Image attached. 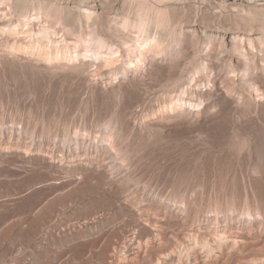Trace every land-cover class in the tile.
<instances>
[{
	"label": "rangeland",
	"instance_id": "1",
	"mask_svg": "<svg viewBox=\"0 0 264 264\" xmlns=\"http://www.w3.org/2000/svg\"><path fill=\"white\" fill-rule=\"evenodd\" d=\"M11 1L0 24L28 25L0 32V264H264V0H84L114 6L74 24L83 2ZM34 34L73 58L16 52ZM173 105L187 118L160 125Z\"/></svg>",
	"mask_w": 264,
	"mask_h": 264
},
{
	"label": "bare ground",
	"instance_id": "2",
	"mask_svg": "<svg viewBox=\"0 0 264 264\" xmlns=\"http://www.w3.org/2000/svg\"><path fill=\"white\" fill-rule=\"evenodd\" d=\"M14 1V5H13V9L15 10V12L16 13H18V14H20V15H23L24 16V13L26 12V10H28L29 9V11H30V8L32 9L33 8V5L35 4V3H37V5H38V3H40L41 2V5H42V3H43V6L45 7V5L47 4V3H49V2H47L46 4H44V2H46L47 0H13ZM37 1V2H36ZM71 1V0H70ZM73 1V0H72ZM80 3H82L83 2V4H84V6H83V4H78V2ZM93 1V0H92ZM102 1V0H101ZM97 2L96 4H94V3H92V5L90 4V2L87 4L86 3V5H85V3H84V0L82 1V0H75L74 2H77V4H78V6H77V4L75 5L74 4V2H73V5H75V6H77L78 7V10H77V7H76V10H75V8L74 9H71V10H75V12L74 11H69V8H67L66 6L64 7V11H65V8H67L66 9V11L68 10V12H65L66 13V15H67V13H68V15H67V17H64V18H66V20H68V22L66 21V23H69L70 22V24L71 23H73L74 24V22L77 20L76 18H77V16H79L80 17V19H81V17H83V19H85V21L86 20H90L91 18H92V16L94 15L95 16V14H96V7H97V9H104V8H106L107 6L106 5H104V3H102V2ZM104 1V0H103ZM114 2V4H115V0H109V1H107L106 0V2L105 3H107V2ZM152 1V0H151ZM172 1V0H171ZM35 2V3H34ZM85 2H86V0H85ZM88 2V1H87ZM121 2V1H120ZM132 2V1H131ZM164 3V2H163ZM251 3V2H250ZM156 4V3H155ZM36 5V4H35ZM40 5V4H39ZM39 5L37 6V8H39ZM91 5V6H90ZM152 5V4H151ZM43 6H40L41 8L43 7ZM54 6V5H53ZM114 5H110V7H113ZM116 6V5H115ZM36 7V6H35ZM33 8V10L34 9H36V8ZM43 7V8H44ZM110 7H107V8H110ZM237 7V6H236ZM46 8V7H45ZM53 8V7H52ZM144 8V7H143ZM40 9V8H39ZM83 9V11H79V10H82ZM54 10V9H53ZM52 10V11H53ZM139 10V9H138ZM159 10V9H158ZM25 11V12H24ZM28 11V12H29ZM76 11H79L77 14H76ZM163 11V10H162ZM156 12H157V10H156ZM95 13V14H94ZM164 13H166V11L164 12ZM45 14V13H44ZM64 14V13H63ZM143 14V13H142ZM149 14V13H148ZM147 14V15H148ZM27 15V14H26ZM64 16V15H63ZM93 16V17H94ZM28 17V16H27ZM79 17H78V19H79ZM157 17V16H156ZM165 17V16H164ZM164 17H161V16H159L158 17V19H157V23H159V25H164V22H166L167 20H166V18H164ZM167 17V16H166ZM70 18V19H69ZM146 18V17H145ZM155 18V17H154ZM24 19H25V22H26V17L24 16ZM79 19V20H80ZM93 19H95V18H92V20ZM264 19V18H263ZM23 20V19H22ZM65 20V19H64ZM91 20V21H92ZM140 20V19H139ZM148 20V19H147ZM151 20H153L152 18H151ZM155 20V19H154ZM166 20V21H165ZM145 21H146V19H145ZM156 21V20H155ZM205 21H206V19H205ZM25 22H19V23H17V25H11V26H13V27H11L10 25L9 26H6L5 28H4V26H2L1 24H0V32L2 33H4V32H7V33H9V34H13V35H15V33H17L18 31H17V29H19V27L21 28H23V27H25V26H27L28 24V20H27V22L25 23ZM80 22V21H79ZM76 23H77V21H76ZM75 23V24H76ZM149 23V22H148ZM155 23V22H154ZM172 23V22H171ZM79 24V23H78ZM139 24V23H138ZM142 24H143V21H142ZM65 25V24H64ZM68 24H66V26H67ZM158 24H156V26H157ZM158 25V26H159ZM70 26V25H69ZM142 26H144V24L142 25ZM164 26H166V24L164 25ZM164 26H161V27H164ZM147 27V26H146ZM143 29H146V28H143ZM148 29V28H147ZM168 29V28H167ZM155 30V29H154ZM143 31V30H142ZM160 31V30H159ZM164 31V30H163ZM28 32V31H27ZM144 33V32H143ZM231 34V33H230ZM234 35V34H233ZM35 36V37H34ZM147 36V35H146ZM31 37V36H27V37H25V38H27V39H20V41H19V43H16L15 44V49H16V52L17 51H19V52H31L33 55L35 54L36 56H37V58L38 59H35L37 62V64L38 63H40V62H45L46 63V61L48 62L49 60L51 61V60H56V58H58V57H60V56H63L64 58L66 57V56H68V54L70 53V51L68 50L69 48L68 47H70V46H66V45H63V46H61V47H58V46H52V43H51V41L48 39V40H42L41 41V39H44V38H41V39H39L40 38V36L38 37V36H36V34H34L33 35V37L36 39V41H35V39L34 38H32L33 39V41H31L29 38ZM42 37H46V36H42ZM235 37V36H234ZM167 38V37H166ZM160 39V38H159ZM163 39H165V38H163ZM222 39L226 42V43H228V45H229V43H231V41H233V37L232 36H230V35H227V34H223V37H222ZM157 40H158V37H157ZM234 40H236V37H235V39ZM47 42V43H46ZM92 44H93V42H95V44H98V46L99 47H101V45L102 44H100L101 43V40H99V39H97V38H93V39H91V41H90ZM89 42V43H90ZM14 43V42H13ZM50 43H51V45H50ZM233 43V42H232ZM91 44V45H92ZM94 44V45H95ZM159 44H160V42H159ZM159 44H157V41H156V39H155V34H154V37L152 38V39H150V37H146V38H144V41L142 42V43H139V48H140V50L139 49H137V50H139V54H140V59H139V61H141L142 60V58L144 57V55H147V53L148 52H150L151 53V51H154V52H156L155 51V49L157 48V46L159 45ZM54 45V44H53ZM157 45V46H156ZM231 45V44H230ZM60 46V45H59ZM137 46H138V44H137ZM233 46V45H232ZM14 49V50H15ZM100 49V48H99ZM158 49V48H157ZM68 50V54L66 53V51ZM97 50H98V48H97ZM158 51V50H157ZM18 52V53H19ZM63 52V53H62ZM153 53V52H152ZM88 54H89V52H88ZM91 55H93V52L92 53H90ZM94 54L96 55V53L94 52ZM30 55V54H29ZM77 55V54H76ZM97 55H99L98 53H97ZM73 56V55H72ZM71 55H69L68 57H66V59L67 58H69V59H72L73 57H72ZM78 56V55H77ZM94 56V55H93ZM108 56V55H107ZM113 56H115L114 55V53H111L110 55H109V58L108 57H105V59H104V61H106V62H112L113 61ZM75 57V56H74ZM62 58V57H61ZM57 60H61V59H57ZM108 62V63H109ZM110 62V63H111ZM223 79V78H222ZM221 79V80H222ZM225 79V78H224ZM214 80H216V79H214ZM220 80V81H221ZM212 82H213V80H212ZM215 82V81H214ZM213 82V83H214ZM222 82L225 84V86L227 85V86H229V85H232L233 83V80L230 78H226L224 81L222 80ZM245 85H246V83H245ZM243 86L244 87V89H245V91L246 92H248L249 94H252V95H256V96H259V93H260V89L259 88H256V87H248V86ZM251 85V84H250ZM226 86V88H228ZM232 87V86H231ZM242 87V88H243ZM244 91V92H245ZM245 92V93H246ZM204 93V92H203ZM201 91L199 92V96H200V94H203ZM202 96V95H201ZM203 96H205L204 94H203ZM170 106V105H169ZM179 108V106L177 107V105H173V110H174V112H173V114L171 113V114H167V115H165L164 117H162V118H160L157 122L160 124V125H167V124H171V123H180V122H183V121H185V119L187 118V115H188V110L187 109H178ZM172 111V110H171ZM110 257V256H109ZM113 259V258H112Z\"/></svg>",
	"mask_w": 264,
	"mask_h": 264
}]
</instances>
